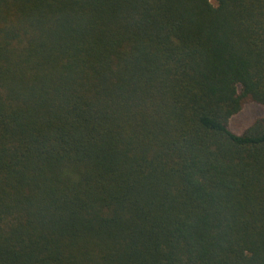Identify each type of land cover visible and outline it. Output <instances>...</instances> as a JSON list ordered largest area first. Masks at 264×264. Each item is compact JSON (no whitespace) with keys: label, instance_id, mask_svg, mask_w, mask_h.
Here are the masks:
<instances>
[{"label":"trees","instance_id":"obj_1","mask_svg":"<svg viewBox=\"0 0 264 264\" xmlns=\"http://www.w3.org/2000/svg\"><path fill=\"white\" fill-rule=\"evenodd\" d=\"M264 0H0V264H264Z\"/></svg>","mask_w":264,"mask_h":264},{"label":"rangeland","instance_id":"obj_2","mask_svg":"<svg viewBox=\"0 0 264 264\" xmlns=\"http://www.w3.org/2000/svg\"><path fill=\"white\" fill-rule=\"evenodd\" d=\"M260 118H264V106L249 103L240 113L231 118L229 127L233 132L243 134Z\"/></svg>","mask_w":264,"mask_h":264}]
</instances>
